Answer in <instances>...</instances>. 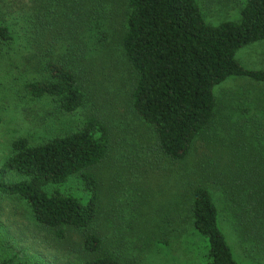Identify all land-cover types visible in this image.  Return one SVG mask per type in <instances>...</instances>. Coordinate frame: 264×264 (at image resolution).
I'll return each instance as SVG.
<instances>
[{"label": "trees", "instance_id": "1", "mask_svg": "<svg viewBox=\"0 0 264 264\" xmlns=\"http://www.w3.org/2000/svg\"><path fill=\"white\" fill-rule=\"evenodd\" d=\"M38 1V38L29 40L30 53L20 52L28 74L23 89L30 100L46 98L59 113L80 112L81 118L67 132L37 143L22 136L11 140L0 165V196L22 200L35 230L82 254L78 264H120L106 249L104 232L114 228L117 217L126 230H149L140 208L150 206V189L174 194L175 204L158 220L160 243L167 245V233L174 230L164 220L179 217L182 236L190 229L202 240L204 264H253L235 260L219 213L222 208L246 235L244 226L251 221V230L264 239L262 137L236 136L233 148L221 153L222 162L212 161L207 144L203 165L185 163L179 178L170 174L151 182L148 174L184 163L204 129L216 125L215 85L233 76L264 83V70L247 69L236 59L239 49L264 39V0H243L239 19L214 25L205 20L199 0ZM107 17L119 30L107 33L100 23ZM12 44V28L0 23V48ZM108 77L114 90L97 93ZM249 119L244 135H251L255 119ZM136 125L144 126L146 135L140 137L147 146L137 141ZM104 163L106 174L100 169ZM153 233L142 236L152 242ZM23 254L18 250L0 264H23Z\"/></svg>", "mask_w": 264, "mask_h": 264}, {"label": "rangeland", "instance_id": "2", "mask_svg": "<svg viewBox=\"0 0 264 264\" xmlns=\"http://www.w3.org/2000/svg\"><path fill=\"white\" fill-rule=\"evenodd\" d=\"M40 1L45 2L46 0ZM38 2V0H0V23L10 25L16 37V44L7 45L6 48L4 45L0 48V165L9 153L11 140L22 136L27 137L32 143H37L46 137L67 132L76 126V117L81 118L80 112L76 116L59 113L53 103L46 98L32 101L23 89V81L27 79L28 74L23 73L22 65H20V55L25 52H21V49L29 50L30 53L32 48H29V45H32L29 44V40L32 42L38 38V29L34 22V5L39 6ZM199 4L205 20L214 25L239 19L243 0H199ZM111 22L110 17L100 21L105 24L103 26L107 28V33L113 32L111 28L119 30L117 28L119 25L110 27ZM239 51L246 54L245 61L249 63L264 62V41L250 44ZM113 71L119 73V71ZM234 77L225 79L213 88L216 102L213 121L216 125L204 129L206 137L202 134L203 137L199 136L195 140L191 155L184 163H179L178 166H172L166 170L155 169L150 172L148 175L151 182L157 178L166 180L170 174L173 175L171 178H179V172L185 163L188 166L191 163L203 165L202 154L210 153V150L205 149L207 144L213 149L211 151L212 161L222 162L224 157L221 153L225 152L227 147L233 148L236 136L239 135L243 141H258L259 137H262L261 141H264V128L258 127L264 126V103H262L264 102V83L247 77ZM112 79L111 77L102 78L97 93L103 87H109V91L114 90L116 84L112 82ZM251 94L256 95L255 101L247 102ZM243 107L247 110H241ZM250 117L255 119L250 125L251 135H244L249 132L246 127L249 128ZM239 120L241 123L237 128ZM136 128L134 135L138 138L137 141L147 146L149 143L140 137V134L146 135L144 126L136 125ZM234 132L237 134H232ZM253 144L257 148L254 142ZM246 148L249 150V146L246 145ZM151 157L149 155V158ZM160 162L163 163V161ZM108 168L107 163L100 166L101 172L106 170L103 174L107 173ZM126 184L124 179L120 186ZM150 190L154 191L147 195L150 206L140 208V211L144 212L140 220L144 219L150 223L149 230L146 229L141 233L136 226L126 230L127 223L116 215L117 223L114 228L103 234V241L109 246L106 249L114 253L120 264H204L206 252L203 249L202 240L190 229L182 236L179 230L180 222L175 221L179 217H167L168 219L164 220L169 222L168 225L175 231L171 233L172 229L169 228L168 244L160 243L161 230L157 229L158 220L169 208V204H175L176 200L174 194ZM251 225L253 223L249 221L244 226L249 230V235H246L244 228L236 225V222L220 208L219 226L235 260L239 263L264 264V239L262 240L260 231L251 230ZM163 226L166 224L164 223ZM122 231L124 233H121ZM147 231L154 232L152 242L146 241L142 236ZM78 236L75 234L72 241ZM55 243L54 240L48 238L45 232L35 230L31 214L22 200L0 196V260L22 249L24 250L21 258L23 264H33L34 261L36 264L79 263V257L82 254L78 251L71 253Z\"/></svg>", "mask_w": 264, "mask_h": 264}, {"label": "crops", "instance_id": "3", "mask_svg": "<svg viewBox=\"0 0 264 264\" xmlns=\"http://www.w3.org/2000/svg\"><path fill=\"white\" fill-rule=\"evenodd\" d=\"M262 41H264V39L260 40V41L253 42L251 44L261 43ZM248 45H250V44H248ZM248 45H246V46H248ZM239 50H242V48L239 49ZM239 50L236 53V59L238 60V62L242 66H244L247 69H252V70H264V62L249 63V62L245 61L246 54L245 53H240ZM234 78H241V77H234ZM233 80H235V79H233ZM245 80H247V79H245ZM238 82H240V81H238Z\"/></svg>", "mask_w": 264, "mask_h": 264}]
</instances>
